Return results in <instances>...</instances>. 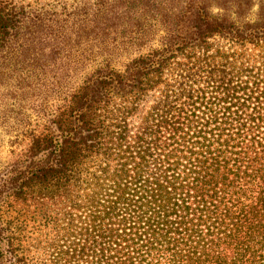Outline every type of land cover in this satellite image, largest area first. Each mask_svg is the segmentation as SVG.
I'll return each mask as SVG.
<instances>
[{"label":"trees","instance_id":"trees-1","mask_svg":"<svg viewBox=\"0 0 264 264\" xmlns=\"http://www.w3.org/2000/svg\"><path fill=\"white\" fill-rule=\"evenodd\" d=\"M1 86L0 264H264V0H0Z\"/></svg>","mask_w":264,"mask_h":264},{"label":"rangeland","instance_id":"rangeland-1","mask_svg":"<svg viewBox=\"0 0 264 264\" xmlns=\"http://www.w3.org/2000/svg\"><path fill=\"white\" fill-rule=\"evenodd\" d=\"M0 87V170L4 169V166L9 163L12 156H16L13 152L21 151L26 145V140L22 135L12 131V125L10 124L11 119L5 121V118H1L2 115L7 111V103H9L10 98L4 94L2 88ZM4 95V96H3ZM5 119V120H4ZM34 117L31 118L33 122Z\"/></svg>","mask_w":264,"mask_h":264}]
</instances>
